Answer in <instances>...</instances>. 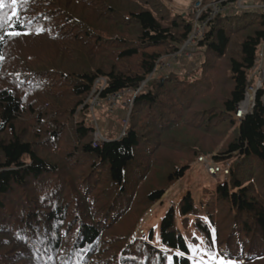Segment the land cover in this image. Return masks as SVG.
<instances>
[{
  "label": "trees",
  "instance_id": "1",
  "mask_svg": "<svg viewBox=\"0 0 264 264\" xmlns=\"http://www.w3.org/2000/svg\"><path fill=\"white\" fill-rule=\"evenodd\" d=\"M0 5V264H190L173 207L159 224L162 247L153 245L152 231L142 239L134 231L203 151L196 140L188 144L183 131L191 127L215 143L225 126L234 127V135L213 160L234 154L236 160L228 181L201 202L209 225L189 193L178 202V216L183 225L194 217L207 248L223 261L264 264V82L251 111L238 121L232 117L250 87L264 41V12L234 10L208 23L198 44L226 69L223 78V68L212 65V75H220L218 89L174 75L163 84L148 82L133 101L125 134L95 144L92 127L71 122L95 81L105 79L101 99L136 91L153 72L157 50L173 52L193 22L158 17L160 7L151 0ZM95 5L109 28L99 21L88 25L74 13ZM108 51L115 55L107 64L82 69L84 59H107ZM49 52L65 55L67 68ZM119 62L134 67L119 68ZM72 98L77 102L67 110L70 104L62 102ZM200 103V111H188ZM168 137L186 158L163 159L158 166Z\"/></svg>",
  "mask_w": 264,
  "mask_h": 264
},
{
  "label": "rangeland",
  "instance_id": "2",
  "mask_svg": "<svg viewBox=\"0 0 264 264\" xmlns=\"http://www.w3.org/2000/svg\"><path fill=\"white\" fill-rule=\"evenodd\" d=\"M118 1L119 0H111V2ZM151 1L154 5L157 4L160 7V13L158 14V17H160V15H166L169 19H183L185 21H192V32L184 43L172 46L173 48H175L173 52L170 51L166 53L165 49L157 50L160 53V57L157 60L153 72L141 83L140 87L136 91L125 90L121 91L122 94L118 97L109 96L106 99H101L100 93L104 89L103 86L105 79L103 77H100L95 81L90 94L85 99L83 105H80L75 110L71 119L73 125L77 123H84V125L90 126L94 129L93 141L95 144L106 141L109 138L117 139L123 135L128 123L130 122L129 120H131L130 116H132L131 113L133 109V101L138 93L147 91L148 82L150 83L152 81H156V83L159 82L163 84V82L166 81L167 77H171L174 75V77L179 79L185 78L188 83H211L215 88L218 89L217 85L219 86L220 75H215L214 73L212 75L213 66H215V69H219L220 71H222L223 68V78L226 75V69L221 64L222 61H216L213 64V60L211 59V57L207 55L204 48L201 49L200 44H198L204 36L203 35L201 37L200 34H197L196 32V29H198V22H195L194 15L198 0ZM210 1L211 0H202V7L206 6ZM231 1L232 5L237 7V4L235 3L236 1ZM252 1L253 0H244L241 1V3L244 4L245 2L247 4H252ZM120 3L122 4V2ZM232 5L226 2L225 4L222 3L221 6L224 10L219 14L233 13L234 8L232 7ZM81 11L85 16L80 12L74 13L77 16L81 17L84 21H86L88 25H92L96 21H99V18L101 19L100 15L98 14L96 5L95 7L91 8H83ZM166 12L168 13V15L165 14ZM207 12H209V10H207ZM219 14H216L213 19ZM98 24L104 25L105 22L99 21ZM105 25L106 28L110 27V25ZM205 32L206 29L204 31V34ZM112 53L113 52L108 51V54L105 55L107 59H103L100 56L95 57L93 55L91 58H87V60L84 59V61L82 62V69L84 65H93L97 61L107 64V60L112 59L115 55L114 53ZM46 55L48 58L56 60L55 63L57 65L63 64L64 70L67 68L66 63L62 62L64 60H68V58H66V56L61 52H59V55L57 56L53 55L51 52L46 53ZM117 64L119 65V68H125L126 66L134 67V64L132 63L125 64V62H119ZM250 79V87L247 90L245 100L238 106L237 110H239V108L241 107L246 108L247 112H250L253 108L255 104L256 93L261 88L259 86V83H263L264 80V59H260L256 67L253 68ZM262 101L264 102V95L262 97ZM76 102V99H73L70 102H62V105L64 106L70 104L69 109L62 108V110H71L70 108H72L73 104ZM201 104L202 103H200L196 109L192 108L188 109V111H200L202 106ZM56 105H61V102H57ZM138 117L143 116L138 115L137 118ZM232 117L234 120L238 121V118H236V114ZM190 129L192 128L190 127ZM190 129H185L183 131V137H186V140L190 141L187 142L188 144L196 145L193 143V140H196L198 144L202 145V153L195 159L191 160V162L188 164V170L185 172L183 178L174 182L166 190L162 198L148 209L147 213H145L144 217L140 220L139 224L135 228L134 235L137 239H142L146 234H148V232L152 231L153 245L162 247L159 239V224L166 210L169 207H173L176 215L175 218L177 227L181 235L185 238L190 250V264H242L243 261H223L221 258H218L215 252H210L207 248L204 236L195 226L194 217L188 218L187 225H183L181 223V219L178 216V202L185 194L189 193L191 198L193 199L194 205L201 211L200 217L202 221L209 225L207 217L204 213V207L200 206L201 202H203L204 204L206 201L211 199V195L215 192L216 185L218 183L227 182L229 179V175H226L225 172H218L215 176L210 175L206 170V166H203L200 163L199 159L201 157H205L206 159H208V161L213 162L214 165L218 166L219 168L222 167L223 169H228V167L232 165V163L236 160V154H234V158L225 160L220 163L214 162L213 160V158L217 157L218 153H220V151L223 149V146L229 140V137L234 135V127L228 128L225 126L223 128L225 130L224 137L220 141L215 143L207 138H201L199 135V131L198 133H195L193 131H189ZM166 141L167 143L163 145V148L160 150V155L158 157V166L160 165L159 162H161L163 159H181L183 161L186 158V153L181 151V153L177 152L180 149V146H178V144L174 143L173 140L170 141L169 137ZM206 149H211L212 151L207 152L208 150ZM219 159H225V156H220ZM213 234L214 233L212 230V235Z\"/></svg>",
  "mask_w": 264,
  "mask_h": 264
},
{
  "label": "built area",
  "instance_id": "3",
  "mask_svg": "<svg viewBox=\"0 0 264 264\" xmlns=\"http://www.w3.org/2000/svg\"><path fill=\"white\" fill-rule=\"evenodd\" d=\"M235 1H236L235 3L237 4V7L232 5L231 0H224V1L211 0L206 6L202 7V0H198L196 7H195V15H194L195 22H198V26H197L198 29H196L197 34H200L201 37L204 35V31H205L208 23L210 21H212L213 17L216 14H219L220 12H222L224 10L221 5H222V3H225V2L232 5L234 10L264 12V4H262V5L256 4V3H254V0L252 1L253 2L252 4H247L245 2H244V4H242L241 1H244V0H235ZM207 10H209V12H207ZM263 49H264V41L261 45V49H260L258 58L256 59L255 67H256V65L260 59H264ZM263 82H264V80H263ZM105 83L106 82H104V86H105ZM261 84L262 83H259L260 87H261ZM104 86H103V88H104ZM121 94L122 93L119 92V93H116L112 96L118 97ZM247 113L248 112L246 110L244 114L240 115L239 110H237L236 118L240 119L242 116H244ZM124 134H125V132L123 133V135ZM199 161L203 166H206L207 172L212 176H215L216 173H218V172H225V174L228 175V169L227 168H224V169L222 167L219 168L218 166L214 165L213 162L208 161V159H206L205 157H201L199 159ZM140 234H143V233H140Z\"/></svg>",
  "mask_w": 264,
  "mask_h": 264
},
{
  "label": "bare ground",
  "instance_id": "4",
  "mask_svg": "<svg viewBox=\"0 0 264 264\" xmlns=\"http://www.w3.org/2000/svg\"><path fill=\"white\" fill-rule=\"evenodd\" d=\"M245 111H246V108H241V107L239 108L240 115L244 114Z\"/></svg>",
  "mask_w": 264,
  "mask_h": 264
},
{
  "label": "snow or ice",
  "instance_id": "5",
  "mask_svg": "<svg viewBox=\"0 0 264 264\" xmlns=\"http://www.w3.org/2000/svg\"><path fill=\"white\" fill-rule=\"evenodd\" d=\"M13 3H15V0H13ZM0 6H2V5H0Z\"/></svg>",
  "mask_w": 264,
  "mask_h": 264
},
{
  "label": "clouds",
  "instance_id": "6",
  "mask_svg": "<svg viewBox=\"0 0 264 264\" xmlns=\"http://www.w3.org/2000/svg\"><path fill=\"white\" fill-rule=\"evenodd\" d=\"M106 84V83H105Z\"/></svg>",
  "mask_w": 264,
  "mask_h": 264
}]
</instances>
